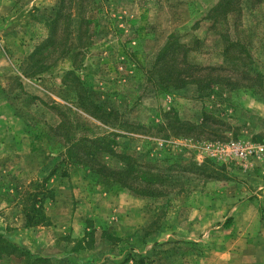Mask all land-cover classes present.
Instances as JSON below:
<instances>
[{"label":"rangeland","instance_id":"1","mask_svg":"<svg viewBox=\"0 0 264 264\" xmlns=\"http://www.w3.org/2000/svg\"><path fill=\"white\" fill-rule=\"evenodd\" d=\"M59 3L0 0V264H264V0Z\"/></svg>","mask_w":264,"mask_h":264},{"label":"trees","instance_id":"2","mask_svg":"<svg viewBox=\"0 0 264 264\" xmlns=\"http://www.w3.org/2000/svg\"><path fill=\"white\" fill-rule=\"evenodd\" d=\"M64 6H65V0H60L58 13H57L56 17L53 18L48 23V25H50V35L44 43H48L51 41V37H52L51 32L53 31V27L61 20V18H62L61 13L63 11ZM221 6H223V4ZM169 48H171V44L162 51V53L160 54V56L158 58V61H161V59L165 58V56L169 52ZM173 50H175L176 52L183 53V55L185 57V52H186L185 45H178L177 44L176 46L173 47ZM35 54H37V49L35 50L33 56H35ZM185 64H187L188 67L185 68V70H183V71H178L179 77L176 80L177 82L181 83L180 84L181 86L185 84L184 83L185 80L183 78H181V74H184V73L187 74L191 69H194L193 65H190L188 63H185ZM85 141L90 143L91 147H93L95 149L99 148V145H101L100 144L101 141L99 138H95L93 140L86 139ZM43 185H44V180L43 181L41 180V182H37L36 189L39 188V191L41 194H40L39 198H36V195H34L35 197H32V195H29V198L27 200V203H26V206L24 209V214L26 216L27 226L31 227V228L42 226L44 224H47L49 221L48 216L44 212V204L47 200H49V199L52 200L54 198V195H53L51 190H49L46 186L44 187ZM35 191H37V190H35ZM35 193H37V196H38V191ZM229 223H231V220H228L227 224H229ZM4 253H8L9 255H15L16 257H20V258L25 257L24 256L25 254L29 255L28 253H25L23 250L14 246L13 244L9 243L5 238L0 236V254H4Z\"/></svg>","mask_w":264,"mask_h":264},{"label":"built area","instance_id":"3","mask_svg":"<svg viewBox=\"0 0 264 264\" xmlns=\"http://www.w3.org/2000/svg\"><path fill=\"white\" fill-rule=\"evenodd\" d=\"M246 151H247V153L249 152L247 149L240 150L241 155H245V154H246ZM238 152H239V151H237V153H238Z\"/></svg>","mask_w":264,"mask_h":264}]
</instances>
